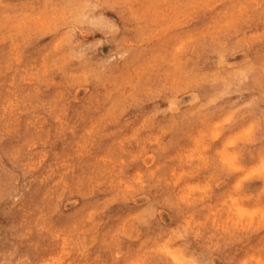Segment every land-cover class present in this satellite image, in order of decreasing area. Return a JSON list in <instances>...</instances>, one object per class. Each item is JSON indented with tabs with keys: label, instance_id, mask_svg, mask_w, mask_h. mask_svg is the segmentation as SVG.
I'll return each instance as SVG.
<instances>
[{
	"label": "rangeland",
	"instance_id": "374dc122",
	"mask_svg": "<svg viewBox=\"0 0 264 264\" xmlns=\"http://www.w3.org/2000/svg\"><path fill=\"white\" fill-rule=\"evenodd\" d=\"M263 160L264 0H0V264H264Z\"/></svg>",
	"mask_w": 264,
	"mask_h": 264
},
{
	"label": "bare ground",
	"instance_id": "6f19581e",
	"mask_svg": "<svg viewBox=\"0 0 264 264\" xmlns=\"http://www.w3.org/2000/svg\"><path fill=\"white\" fill-rule=\"evenodd\" d=\"M247 59V58H246ZM192 92V91H191ZM197 93V92H196ZM194 94V93H193ZM130 129H132V128H130ZM154 142H156V141H154ZM152 155V154H151ZM154 159V158H153ZM261 164H260V169H262V170H264V160H263V162H260ZM146 168V167H145ZM147 169V168H146ZM143 171V170H142ZM142 175V174H141ZM216 183V182H215ZM214 183V184H215ZM143 184V183H142ZM217 184H219V183H217ZM142 186V185H141ZM195 190V189H194ZM195 192V191H194ZM142 193H144V192H142ZM138 195V194H137ZM185 196V195H184ZM145 197H147V196H145ZM148 199V198H147ZM148 202V201H147ZM144 204V203H143ZM219 206V205H218ZM140 208V207H139ZM163 208V207H162ZM167 211V210H166ZM171 220V219H170ZM179 223V222H178ZM171 227V226H170ZM160 235H161V233H160ZM149 238V237H148ZM155 239V238H154ZM153 239V240H154ZM175 245V244H174ZM173 245V246H174ZM187 262H189L190 261V259L187 257L186 259H185ZM222 260V259H221Z\"/></svg>",
	"mask_w": 264,
	"mask_h": 264
}]
</instances>
